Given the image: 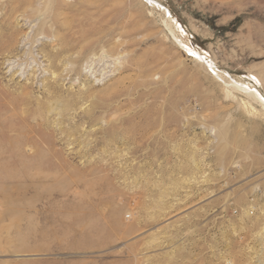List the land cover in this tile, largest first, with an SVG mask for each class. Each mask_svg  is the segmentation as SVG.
Listing matches in <instances>:
<instances>
[{
    "label": "rangeland",
    "instance_id": "obj_1",
    "mask_svg": "<svg viewBox=\"0 0 264 264\" xmlns=\"http://www.w3.org/2000/svg\"><path fill=\"white\" fill-rule=\"evenodd\" d=\"M153 1L0 0V264H264V0Z\"/></svg>",
    "mask_w": 264,
    "mask_h": 264
},
{
    "label": "bare ground",
    "instance_id": "obj_2",
    "mask_svg": "<svg viewBox=\"0 0 264 264\" xmlns=\"http://www.w3.org/2000/svg\"><path fill=\"white\" fill-rule=\"evenodd\" d=\"M145 1H147L149 4H151L152 6H154L156 8H160L163 11L165 17H167V19L169 20L168 23L170 22L171 24H173V26L178 25L175 18L171 17L168 10H166L160 3H157L156 1H153V0H145ZM187 52H189L190 56H193L195 59L199 60L200 62L204 61V57H202L198 52H195L193 50H191V51L189 50ZM208 67H211L212 69L215 68V67L210 66V65H208ZM222 76L225 77L226 79H228L227 80L228 83L232 86V88L234 90H236L238 92H242L243 94L247 95L248 97L253 99L256 103H258L261 106V108L264 110V98L260 94H258L254 89L247 87L246 84H244L242 82H240V83L236 82L235 80L231 79L230 76L227 75L226 73H223Z\"/></svg>",
    "mask_w": 264,
    "mask_h": 264
},
{
    "label": "crops",
    "instance_id": "obj_3",
    "mask_svg": "<svg viewBox=\"0 0 264 264\" xmlns=\"http://www.w3.org/2000/svg\"><path fill=\"white\" fill-rule=\"evenodd\" d=\"M203 3H212V4H233V3H238V1L241 0H199Z\"/></svg>",
    "mask_w": 264,
    "mask_h": 264
}]
</instances>
